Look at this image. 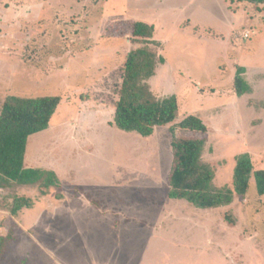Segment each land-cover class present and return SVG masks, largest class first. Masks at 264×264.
<instances>
[{
    "label": "rangeland",
    "instance_id": "obj_1",
    "mask_svg": "<svg viewBox=\"0 0 264 264\" xmlns=\"http://www.w3.org/2000/svg\"><path fill=\"white\" fill-rule=\"evenodd\" d=\"M134 20L155 27L159 46H149L164 63L148 83L176 96L173 123L193 114L207 126L201 159L215 189H233L241 154L264 169V4L0 0V107L9 95L61 99L24 156L60 186L0 188V264H264V194L252 175L245 195L197 208L168 197L171 124L148 137L112 125L120 69L143 46ZM239 66L249 85L240 96ZM16 197L30 202L13 215Z\"/></svg>",
    "mask_w": 264,
    "mask_h": 264
},
{
    "label": "trees",
    "instance_id": "obj_2",
    "mask_svg": "<svg viewBox=\"0 0 264 264\" xmlns=\"http://www.w3.org/2000/svg\"><path fill=\"white\" fill-rule=\"evenodd\" d=\"M247 1L264 4V0ZM130 28L134 42L143 46L130 49L120 69L112 125L120 130L148 137L156 127L171 124L172 160L168 173V197L185 200L202 209L228 205L234 195L246 194L251 175L257 194H264V169L253 170L252 161L247 154L236 158L233 189H215L212 184L213 171L201 159L207 126L193 114L173 123L178 110L176 96H156L148 83L155 74L158 63L164 62V58L149 46H159V42L153 39L154 25L138 20L133 21ZM244 71V67L239 66L233 79V88L238 96L249 90L243 77ZM60 101L58 95H9L3 100L0 107V188H8L13 184L36 186L42 194H46L50 187L60 186V180L54 171L24 165L29 136L48 128ZM29 202L28 198L16 197L10 213L17 214Z\"/></svg>",
    "mask_w": 264,
    "mask_h": 264
},
{
    "label": "crops",
    "instance_id": "obj_3",
    "mask_svg": "<svg viewBox=\"0 0 264 264\" xmlns=\"http://www.w3.org/2000/svg\"><path fill=\"white\" fill-rule=\"evenodd\" d=\"M172 7H174V6H169V5H167V4H165V9H167L169 12H175V11H173V8ZM134 21H138V20H134ZM139 21H143V20H139ZM144 22H146V21H144ZM147 23H150V24H152V22H147ZM164 63V62H163ZM154 76V75H153ZM152 76V77H153ZM32 168H34V167H32ZM37 168V167H36Z\"/></svg>",
    "mask_w": 264,
    "mask_h": 264
},
{
    "label": "built area",
    "instance_id": "obj_4",
    "mask_svg": "<svg viewBox=\"0 0 264 264\" xmlns=\"http://www.w3.org/2000/svg\"><path fill=\"white\" fill-rule=\"evenodd\" d=\"M245 36H247V35H245Z\"/></svg>",
    "mask_w": 264,
    "mask_h": 264
}]
</instances>
